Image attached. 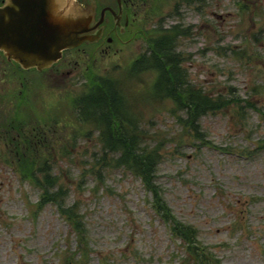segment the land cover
Wrapping results in <instances>:
<instances>
[{
  "label": "rangeland",
  "instance_id": "rangeland-1",
  "mask_svg": "<svg viewBox=\"0 0 264 264\" xmlns=\"http://www.w3.org/2000/svg\"><path fill=\"white\" fill-rule=\"evenodd\" d=\"M243 2L250 9L239 0H206L182 7L186 16L167 18L176 0H165L155 18L156 25H193L177 47L190 83L255 104L234 102L204 115L202 131L213 145L186 137L173 100L153 92L154 69L133 71L142 56H100L89 72L117 82L151 144L165 142L157 180L175 215L199 230L222 263L264 264V0ZM85 68L26 76L34 81L32 111L56 118L58 134L70 142V152L59 149L50 164L69 190L68 204L79 203L88 230L89 255L75 264H177L187 253L150 205L141 180L123 168L93 165L102 155L99 130L77 118L73 99L91 88ZM5 79L1 110L23 91L24 76ZM11 158L0 139V264H66V255L78 253L76 232L56 205L38 210L41 190L21 179Z\"/></svg>",
  "mask_w": 264,
  "mask_h": 264
},
{
  "label": "trees",
  "instance_id": "trees-1",
  "mask_svg": "<svg viewBox=\"0 0 264 264\" xmlns=\"http://www.w3.org/2000/svg\"><path fill=\"white\" fill-rule=\"evenodd\" d=\"M196 1L199 3L200 0ZM239 4L242 9L251 7L243 0H239ZM180 33L182 31L179 29L176 34ZM172 36L174 35L164 36L163 42H167ZM159 53L162 56L136 60L132 69L136 72L150 68L155 70L157 76L153 92L160 99L173 100L175 107L172 113L177 117L186 137L213 145L202 131L200 120L204 115L227 109L234 102L239 106L245 102L247 106L255 107L251 100L230 97L220 92L215 94L203 86L190 83L182 67L181 54L168 47L164 50L159 48ZM87 77L91 88L73 99L77 118L99 130L102 155L94 160L93 165L123 168L141 180L145 190L151 195L150 205L169 227L172 237L181 240V246L187 253L177 264H224L211 247L200 240L199 230L175 215L164 196L157 177L165 142L153 139L155 144H151V135L142 127L141 119L133 113L132 106L125 100L117 82L97 78L90 72ZM25 79L27 78L22 80L23 91L21 97H18L19 101H15L14 106L11 102L7 109H0V139L4 141L12 157L11 164L21 179L31 181L41 190L36 204L38 210L47 204L56 205L76 232L78 253L82 256L76 261L74 255L78 253L66 255L65 263H82L90 250L86 223L79 212V203L76 201L68 204L69 190L61 183V177L53 171L50 164V160L56 159V151L59 149L70 152V142L66 143L63 134H58L60 122L56 118L32 111L33 101L28 96L32 84ZM261 115L264 118V112ZM260 147H264V140Z\"/></svg>",
  "mask_w": 264,
  "mask_h": 264
},
{
  "label": "flooded vegetation",
  "instance_id": "flooded-vegetation-1",
  "mask_svg": "<svg viewBox=\"0 0 264 264\" xmlns=\"http://www.w3.org/2000/svg\"><path fill=\"white\" fill-rule=\"evenodd\" d=\"M165 0H72L74 9L81 16L89 20L82 29L81 37L84 40L77 46L63 50L62 58L51 67L42 71L36 67L25 69L18 61L9 58L10 54L0 49V83L4 89L6 75H13L16 79L27 78L30 74L69 75L86 65L84 76L94 71L93 66L100 56H162L159 48H171L177 54L180 37H189L193 25H186L181 20L175 24L156 25L157 15L162 13L161 4ZM206 0H200L203 3ZM6 0H0V6ZM196 0H176L172 11L167 18L186 16L182 7L195 6ZM164 16V15H163ZM153 22V24H151ZM182 33L176 34L178 30ZM176 34V36H175ZM174 35L167 42L164 36ZM133 52V53H132ZM182 55V54H181ZM138 60V59H137ZM144 65H147L144 62ZM95 72V71H94ZM27 74V75H26ZM104 78V77H97ZM107 79V78H104ZM26 81L32 82L29 77ZM24 80V81H25ZM4 84V85H3ZM22 84V83H21Z\"/></svg>",
  "mask_w": 264,
  "mask_h": 264
},
{
  "label": "water",
  "instance_id": "water-1",
  "mask_svg": "<svg viewBox=\"0 0 264 264\" xmlns=\"http://www.w3.org/2000/svg\"><path fill=\"white\" fill-rule=\"evenodd\" d=\"M80 14L72 0H6L0 6V49L25 69L49 68L64 49L85 39L81 33L89 20Z\"/></svg>",
  "mask_w": 264,
  "mask_h": 264
}]
</instances>
